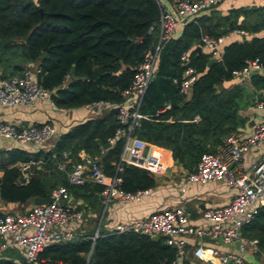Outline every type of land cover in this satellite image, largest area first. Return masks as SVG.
<instances>
[{
    "label": "trees",
    "instance_id": "16d2710c",
    "mask_svg": "<svg viewBox=\"0 0 264 264\" xmlns=\"http://www.w3.org/2000/svg\"><path fill=\"white\" fill-rule=\"evenodd\" d=\"M162 9L156 0H0V77L19 73L31 63L39 69L36 82L51 90L50 99L57 108H76L95 100L120 102V92L129 85L143 53L157 41V27L148 28ZM239 15L242 19L237 23ZM232 28L244 29L251 37L226 44L221 58L210 65L208 53L191 49L200 44L202 35L216 37ZM259 31L261 36L254 35ZM44 46L48 49L42 50ZM186 51L187 63L183 64L180 56ZM253 59L262 71L252 72L249 84L255 90L264 89V6L230 9L226 14L211 10L196 16L177 36L162 42L138 107L149 118H140L132 134L169 149L173 159L192 171L200 154L215 152L241 124L232 114V108L242 101L240 87L221 84ZM186 65L199 73L187 98L172 82ZM165 103L170 107L156 112ZM115 116L116 108H108L75 123L57 135L47 152L0 150V200L24 204L59 185L74 196L96 197L101 185L67 181L66 172L79 160L76 153L80 149L97 156L108 175L116 172L123 190L154 187L153 175L143 168L124 164L115 171L123 139L112 145L106 141L117 126ZM194 116L198 120H193ZM62 152L70 161L59 170L56 162L62 161ZM38 159L43 161L41 168L31 166L28 178L21 182V171L13 163ZM240 233L255 238L256 253L264 255V208L241 226ZM92 235L44 244L39 257L49 261L41 264L56 260L67 264H175V249L162 236L153 240L150 235L131 231L99 232L94 239ZM0 264L16 263L1 257ZM178 264L193 263L182 257Z\"/></svg>",
    "mask_w": 264,
    "mask_h": 264
},
{
    "label": "built area",
    "instance_id": "2783aa9c",
    "mask_svg": "<svg viewBox=\"0 0 264 264\" xmlns=\"http://www.w3.org/2000/svg\"><path fill=\"white\" fill-rule=\"evenodd\" d=\"M223 0H172L171 9H162L157 20L152 23L148 31L154 26L158 29L157 41L152 48L143 53L129 85L120 94L122 101L109 102L95 100L83 106L93 108L94 115L101 114L108 108H116L117 126L113 133L106 137L109 145L122 138L123 144L119 154V161L115 171H119L124 164H132L148 172L160 173L161 168L148 160V143L132 134L133 127L138 125L140 118H149L138 111L141 98L151 79L162 42L176 36L179 28ZM161 3V0H156ZM248 39L251 33L244 29L232 28L216 37L202 35L200 44L207 50L210 58L219 60L222 49L231 36ZM182 63H187L186 54L180 56ZM39 71L36 66L24 67L19 73H12L0 77V108L9 106H26L38 100L51 101V90L38 84L35 75ZM262 67L257 59L249 60L239 70L233 71L232 77L248 78L252 72H260ZM192 66H185L178 78L172 82L177 85L178 92L189 95L191 84L198 76ZM255 106L261 109V114L252 124L251 131L244 137L236 134L229 135L215 152L200 154L192 171L184 176V183H205L208 181H222L234 189L231 199L225 204L207 207L201 213L204 225L194 226L183 208L159 209L150 212L142 218L127 219L116 222L110 231L136 232L147 235L162 236L164 242L175 249L173 263L178 264L183 257L184 247L189 238L209 237L229 243L238 239L237 252H217L205 248L199 243L193 249V255L199 260L218 264H247L243 258L245 246L256 250L255 238H244L239 235L243 224L250 221L260 208H264V155L248 166L242 162V153L251 147H257L264 141V98L257 100ZM169 103L163 104L156 112L168 109ZM65 110V108H59ZM57 132L51 124L27 125L17 127L0 118V137L11 141L29 152L41 148L50 149L57 137ZM103 148H100V153ZM54 156V153H50ZM62 161L56 163V168L63 170L70 161L66 152H62ZM78 161L71 164L66 172L69 184L81 185L85 181L101 185V201L106 205L110 202L125 204L137 201L151 188L125 191L121 188L120 176L115 172L108 175L104 171L99 158L89 155L83 149L76 153ZM156 158L161 152L155 153ZM233 163L231 167L229 164ZM21 172V181H26L28 171ZM49 195L51 202L31 205L24 213H0V258L8 247L20 248L22 259H12L16 264H41L48 259L39 257L44 244L51 241L69 240L73 233L69 229L49 232L51 227H66L71 222L81 218L80 210L69 207L68 191L63 185L53 188ZM97 236L94 232L92 239ZM48 264H67L56 260Z\"/></svg>",
    "mask_w": 264,
    "mask_h": 264
},
{
    "label": "crops",
    "instance_id": "0c3cea01",
    "mask_svg": "<svg viewBox=\"0 0 264 264\" xmlns=\"http://www.w3.org/2000/svg\"><path fill=\"white\" fill-rule=\"evenodd\" d=\"M161 4L163 9L172 8L171 1L161 0ZM250 6H264V0H223L210 9L201 12L199 15L206 14L211 10L219 14H226L230 9ZM241 19L242 16L239 15L237 17V23ZM181 29L182 27L179 28L176 36L180 33ZM262 34L263 32L259 31L254 35L261 36ZM235 40L239 41L241 38L236 35L231 36L230 39L226 41L225 45ZM193 48L207 53V50L201 44H194L191 49ZM184 54L187 56L188 51L184 52ZM27 65L33 64L28 63ZM1 73H3V71L0 69V74ZM235 84L240 87L242 101L238 103L237 107L232 108V110L234 109L232 114L241 121V124H239L231 134L244 137L251 131L253 122L262 112L261 109L255 106V103L257 100L264 98V89H253L249 84L248 78L237 79L231 77V79L222 82L221 85L222 87L228 88ZM185 97L187 98L188 95ZM141 114L149 116L146 113ZM90 116H94L93 108H87L82 105L76 108L59 110V108L48 100H38L26 106L16 105L0 108V118L5 122L12 123L17 127L48 123L54 126L57 134L66 131L75 123ZM193 120H198L197 116H194ZM147 143L149 145L148 160L156 163L162 169L160 173H152L155 180L154 187L144 193L139 200L125 204L110 202L105 205L101 201L100 194L96 195V197L92 195L85 197L83 195L74 196L72 193L68 192V200H66L65 203L71 208L80 210L81 218L71 222L66 227H51L49 232L69 229L73 233V236L90 232H96L98 234L99 232L110 231L112 225L116 222L142 218L154 210L172 208L175 206L183 208L191 224L194 226H202L204 225V221L202 220L201 213L204 209L225 204L231 199L234 189L227 186L222 181L184 183V176L189 171H187L181 163L173 162L170 150L163 146ZM11 148H18L25 151V149L19 145L0 137V150H8ZM39 150L47 152L50 149L41 148ZM157 151L161 152L160 158H156L155 153ZM263 155L264 141L259 146L251 147L242 153L243 165L248 166ZM42 163L43 161L38 159L36 161L27 162L16 161L13 165L18 166L21 172L23 166H26L23 171L30 172L31 166L39 169ZM1 173L2 170L0 168V176ZM91 196L95 198L96 201ZM30 206L31 204H29L28 201L24 204H18L0 200V213H24L29 210ZM239 235L242 236L240 232ZM198 243L205 248H211L217 252H237L239 244L238 239H234L229 243H224L220 239L209 237L189 238L184 247L183 257L190 260L193 264H218L217 261L209 263L205 260H199L193 255V249ZM21 251L22 250L17 247H8L3 250L2 255L5 258L21 260ZM256 251L257 249L253 250L249 246H245L242 255L247 264H264V255L257 254Z\"/></svg>",
    "mask_w": 264,
    "mask_h": 264
},
{
    "label": "water",
    "instance_id": "95a60500",
    "mask_svg": "<svg viewBox=\"0 0 264 264\" xmlns=\"http://www.w3.org/2000/svg\"><path fill=\"white\" fill-rule=\"evenodd\" d=\"M48 47L44 46L42 48V50H47ZM215 60L213 58H209L208 61H207V66L210 65L211 63H213ZM234 111V109L232 110ZM173 162L174 163H177L178 160L177 159H173ZM233 163H230L229 164V167L232 166ZM52 198L51 196L49 195V193L45 194L44 196H32L28 199V203L31 204V205H35V204H44V203H48V202H51ZM158 235H152L151 238L153 240H157L158 239Z\"/></svg>",
    "mask_w": 264,
    "mask_h": 264
}]
</instances>
